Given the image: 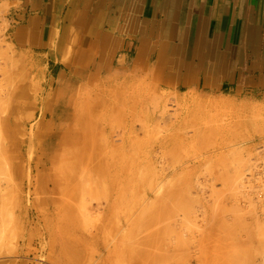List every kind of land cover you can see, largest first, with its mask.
I'll use <instances>...</instances> for the list:
<instances>
[{"label": "rangeland", "instance_id": "obj_1", "mask_svg": "<svg viewBox=\"0 0 264 264\" xmlns=\"http://www.w3.org/2000/svg\"><path fill=\"white\" fill-rule=\"evenodd\" d=\"M0 5V70L10 54L16 65L12 77L0 71V264H264V175L255 162L264 107L176 93L151 77L104 69L70 66L51 82L46 59L13 44L11 5ZM28 93L16 142L30 154L17 167L8 158L14 143L5 119ZM45 110V119L77 111L105 162L102 173L87 170L93 176L81 178L83 188L79 180L80 188L63 195L49 194L36 164L56 141L49 125H39ZM94 110L103 111L94 119ZM115 168L127 177L110 180ZM111 185L119 188L113 195ZM51 200L58 215L48 212Z\"/></svg>", "mask_w": 264, "mask_h": 264}, {"label": "crops", "instance_id": "obj_2", "mask_svg": "<svg viewBox=\"0 0 264 264\" xmlns=\"http://www.w3.org/2000/svg\"><path fill=\"white\" fill-rule=\"evenodd\" d=\"M5 1L10 39L46 59L51 82L104 69L264 107V0Z\"/></svg>", "mask_w": 264, "mask_h": 264}, {"label": "bare ground", "instance_id": "obj_3", "mask_svg": "<svg viewBox=\"0 0 264 264\" xmlns=\"http://www.w3.org/2000/svg\"><path fill=\"white\" fill-rule=\"evenodd\" d=\"M6 2V1H5ZM3 3V2H2ZM9 3V2H7ZM5 4V3H4ZM6 5V4H5ZM1 6V5H0ZM4 52V51H3ZM6 52V51H5ZM8 52V51H7ZM7 54V53H6ZM5 55V54H4ZM11 55V54H10ZM8 55V57L6 59H8V63L6 64V66L3 67V69L1 68L2 70V75L3 74H7L9 73L11 75V72L16 70H12L13 67H15L14 65V62L12 63V59L15 58L12 56ZM15 60V59H14ZM11 62V63H10ZM16 62V61H15ZM9 65V66H8ZM13 66V67H12ZM1 67V66H0ZM7 67L10 68V70H7ZM12 67V68H11ZM0 70V71H1ZM18 72H16L17 74ZM15 74V75H16ZM20 74V73H18ZM9 76V75H7ZM6 75H4V78L7 77ZM9 77H12L9 76ZM7 77V78H9ZM14 78V77H13ZM8 81V80H7ZM11 81V80H10ZM6 82V81H5ZM12 82V81H11ZM6 84V83H5ZM10 84V82L8 83V85ZM1 85V83H0ZM26 101L24 100H17L16 104L13 106L12 108V111H10L9 115L6 117V123L8 125H11L12 127V141L14 143L13 147L10 146L11 144H9L8 148H10V151L9 149L6 147V149L9 151V157H8V154L4 157H7L10 159V163L11 161L15 162L17 167H20L24 161L23 157H24V154H25V151H29L26 149L25 147V143L24 142H19L18 141V144L16 142V136L17 134H19V123L21 122L20 119H18V113L21 109H23L24 107L30 105V94L28 93L26 95ZM19 97H24V92L19 96ZM29 98V99H28ZM59 100V99H58ZM71 106V104H70ZM75 110V109H74ZM73 110V111H74ZM77 110V109H76ZM82 110V109H81ZM47 111L48 110H45L42 114L43 116V119H45V117L47 116ZM78 111V110H77ZM77 111L75 112H72V113H66L65 115H61V116H56V118L53 119L52 117V114H51V117L49 119H45V120H42L39 125H49V129H50V132L52 133L53 130H54V133H55V137H56V141L51 145L49 146L51 150L50 153H43L42 154V158H38L37 159V162L36 164H39L42 168V170L44 171V178L42 179L41 182H43L48 188H49V194L52 193V192H57L61 195L67 193V192H71L73 191L74 189H78L77 188V184H79V180H80V186L83 188V184H85V180H91V177L93 175H89L87 170L89 172H92L90 174H93V172H95V174L98 172H101L99 171L100 168L103 172V169H102V166L104 167V159L101 158V156H97V153H99L101 149V144L100 143H95V140H92L91 142L88 140V133H91L89 132V128H88V125H86V117H84V122H85V126H83L81 124V120L80 118H78V115H77ZM103 110H101V113H102ZM93 112V113H92ZM90 114L94 115V117H98L99 114L101 113H98V110H94L92 111ZM97 112V113H95ZM96 114V115H95ZM82 115V114H81ZM92 115V117H93ZM80 117V116H79ZM93 117V118H94ZM148 119H150L152 116L151 115H148L147 116ZM95 119V118H94ZM89 120V119H88ZM5 123V124H6ZM88 123V122H87ZM133 121L130 123V127L133 126ZM82 125V126H81ZM91 125V123H90ZM89 125V126H90ZM87 126V127H86ZM10 127V128H11ZM103 130L106 132V128H103ZM109 132L106 133V136L109 137L108 135ZM111 133V132H110ZM109 133V134H110ZM113 134V133H112ZM51 135V134H50ZM54 135V134H53ZM111 136V135H110ZM11 137V136H10ZM53 137V136H52ZM10 139V138H9ZM109 139V138H108ZM107 139V141H108ZM51 140V138H50ZM94 141V142H93ZM98 142V141H97ZM122 143V142H121ZM50 144V143H49ZM125 145V144H124ZM123 145V146H124ZM128 146L131 144H127ZM30 146V145H29ZM34 143H33V147H34ZM103 146V145H102ZM135 147V146H133ZM140 147V146H139ZM13 148V149H11ZM132 148V147H131ZM138 148V147H137ZM134 149V148H133ZM136 149V148H135ZM132 150V149H131ZM139 150V149H137ZM134 151V150H133ZM136 151V150H135ZM134 151V152H135ZM4 152V151H3ZM132 152V151H131ZM137 153V152H136ZM30 154V151L28 153V155ZM33 154V152H32ZM100 154H103L101 153L100 151ZM105 154V153H104ZM97 158H95L96 156ZM99 155V154H98ZM126 155V154H125ZM124 157V156H123ZM31 158V157H30ZM30 158H29V161H28V164H30ZM8 160V159H7ZM94 160H98L97 163H95L96 161ZM14 163V164H15ZM103 163V164H102ZM55 164H58V168L55 169L56 171H54V165ZM60 164V165H59ZM82 164L84 166H82ZM113 164V163H112ZM89 166V167H86L85 169V166ZM123 165V164H122ZM81 169L80 172H82L83 168L84 170L86 171L85 177L81 176V174H79V168ZM82 166V167H80ZM120 166V165H119ZM124 166V165H123ZM100 167V168H99ZM121 167V166H120ZM92 168V169H90ZM96 168L97 171H96ZM127 168V167H125ZM21 170V169H20ZM91 170V171H90ZM78 171V172H77ZM123 172H126L125 170L122 169ZM101 172V173H102ZM109 173V172H108ZM121 172L120 170H118L117 168H115V171H114V174H111L113 177L114 175L117 176L119 175ZM78 174V175H77ZM123 173H121L122 175ZM125 174V173H124ZM123 174V175H124ZM86 175H89L88 177ZM110 175V180H115L116 178L114 177L112 179V176ZM80 178L78 179L77 178ZM80 176V177H79ZM126 176V175H124ZM51 177H54L53 179H51ZM121 177V176H120ZM118 177V178H120ZM127 177V176H126ZM81 178L82 179H85L83 180V182L81 183ZM88 178V179H87ZM90 178V179H89ZM21 179V178H20ZM124 181V179H121ZM24 181V180H23ZM118 181V180H117ZM123 182L121 184H123ZM87 183V182H86ZM90 183V182H89ZM88 183V184H89ZM125 183V182H124ZM52 184V186H51ZM87 184V185H88ZM93 184V183H92ZM92 184H90L92 186ZM112 184V182L110 183ZM118 183H116V186H117ZM119 183V188H120V185ZM89 185V186H90ZM124 185V184H123ZM123 185H121V187H123ZM80 186H78L80 188ZM88 186V188H89ZM125 186V185H124ZM126 187V186H125ZM123 187L122 190H119V188L117 189L116 187H114L113 185H111V191H110V195H113L115 190H119L121 192H125L126 188ZM121 189V188H120ZM81 191V189H80ZM53 200L50 201V205H48V212L52 215V214H59L60 210L58 209L57 205L55 206V204H53ZM59 205V204H58ZM60 207V206H59Z\"/></svg>", "mask_w": 264, "mask_h": 264}, {"label": "built area", "instance_id": "obj_4", "mask_svg": "<svg viewBox=\"0 0 264 264\" xmlns=\"http://www.w3.org/2000/svg\"><path fill=\"white\" fill-rule=\"evenodd\" d=\"M256 166L264 175V138L260 139L256 144Z\"/></svg>", "mask_w": 264, "mask_h": 264}]
</instances>
